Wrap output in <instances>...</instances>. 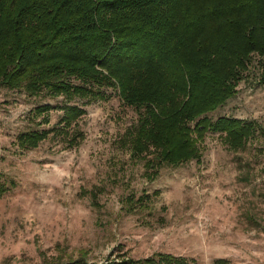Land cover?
<instances>
[{"label":"rangeland","instance_id":"374dc122","mask_svg":"<svg viewBox=\"0 0 264 264\" xmlns=\"http://www.w3.org/2000/svg\"><path fill=\"white\" fill-rule=\"evenodd\" d=\"M257 61L253 56L234 95L209 113L254 124L244 145L231 149L222 135L207 132L197 142L198 161L161 165L150 179L143 161L129 157L126 132L136 115L113 89L104 99L75 101L83 110L75 145L50 132L35 148L19 150L15 136L53 126L64 100L0 87V173L14 182L0 195V264L153 252L188 264H264V85L257 83ZM43 104L50 107L43 117L34 114Z\"/></svg>","mask_w":264,"mask_h":264},{"label":"trees","instance_id":"16d2710c","mask_svg":"<svg viewBox=\"0 0 264 264\" xmlns=\"http://www.w3.org/2000/svg\"><path fill=\"white\" fill-rule=\"evenodd\" d=\"M253 56L264 85V0H0V87L64 100L53 126L19 132L16 147L35 148L50 132L75 145L83 113L75 101L104 99L113 89L136 115L126 132L129 157L143 161L149 179L161 165L198 161L207 132L231 149L244 145L254 124L209 113L234 95ZM49 109L33 112L43 117ZM13 186L0 173V195ZM85 255L44 261L188 264L164 252L101 262Z\"/></svg>","mask_w":264,"mask_h":264}]
</instances>
